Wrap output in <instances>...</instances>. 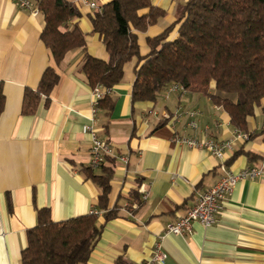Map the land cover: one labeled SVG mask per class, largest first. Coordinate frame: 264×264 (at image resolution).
Here are the masks:
<instances>
[{"label": "crops", "instance_id": "crops-1", "mask_svg": "<svg viewBox=\"0 0 264 264\" xmlns=\"http://www.w3.org/2000/svg\"><path fill=\"white\" fill-rule=\"evenodd\" d=\"M36 7L37 0H29ZM80 12L68 27L84 34L86 52L108 61L98 34L92 31L94 12L111 0H67ZM187 0H150L163 15L144 32L133 31L139 53L149 52L147 40L176 22ZM142 11L140 13H144ZM44 27L40 12L19 8L13 0H0V264H21L26 233L47 209L54 222L98 211L100 236L86 264L151 263L156 244L165 255L162 264H264V176L240 181L221 204L209 227L192 224L182 237L165 235L170 223L184 216L199 195L219 179L220 160L203 150L175 142L194 136L228 141L237 130L226 112L208 96L159 93L155 102H131L134 81L132 60L124 65L122 80L92 117V88L80 71L83 51L67 52L55 64L40 40ZM62 30H64L62 28ZM174 29L170 38L175 37ZM51 67L58 80L48 100L42 98L32 114H22L23 94L36 90L44 70ZM213 87V85H212ZM261 107L247 119V141H233L224 161L233 171L264 163V127ZM193 113V115H191ZM167 115V118L164 116ZM194 122L195 129L189 124ZM91 126L108 142L115 158L91 168ZM126 156L127 162L117 159ZM91 168L90 174L84 169ZM111 170L105 220L99 208L101 190L91 176ZM146 198H143V193Z\"/></svg>", "mask_w": 264, "mask_h": 264}, {"label": "trees", "instance_id": "trees-1", "mask_svg": "<svg viewBox=\"0 0 264 264\" xmlns=\"http://www.w3.org/2000/svg\"><path fill=\"white\" fill-rule=\"evenodd\" d=\"M36 7L44 21L40 40L54 63L59 64L69 51L82 50L80 71L92 89L99 86L111 92L123 78L124 65L135 60L132 103L155 102L159 93L176 84L186 92L208 96L240 132L247 131V119L261 107L264 0H187L176 22L147 40L149 52L145 56L139 53L133 31L144 32L163 12L150 0H111L91 18L92 31L98 34L108 54L107 62L91 57L85 49L84 34L76 25L68 27L80 17L73 3L37 0ZM174 29L176 35L171 39ZM57 80L55 70L46 68L36 90L24 91L22 114L34 113L42 98L47 101ZM109 99L110 93L99 101L98 108L103 102L110 105ZM3 104L0 90V114ZM261 112L264 122V108ZM259 135L264 138V127ZM84 171L90 174L92 169ZM91 178L101 190L99 208L104 211L105 220H109L115 216L107 210L111 170L106 168L101 176ZM100 229L93 214L54 222L47 209L39 210L36 225L26 233L21 264H86ZM114 264L128 263L118 258Z\"/></svg>", "mask_w": 264, "mask_h": 264}, {"label": "built area", "instance_id": "built-area-1", "mask_svg": "<svg viewBox=\"0 0 264 264\" xmlns=\"http://www.w3.org/2000/svg\"><path fill=\"white\" fill-rule=\"evenodd\" d=\"M13 1L19 8L28 9L34 15L39 12L37 7H33L29 0ZM82 3L88 5L90 8H96L95 3L93 2L82 0ZM183 91L182 87L176 84L170 85L166 88L167 93H177ZM109 93L110 91L99 86L92 89V117H95L97 114L99 101ZM191 115H193V113ZM164 118H167V115H165ZM189 126L191 129L196 128V124L194 122H190ZM82 133L90 137L91 147L89 155L91 168H98L105 161H107V159L115 158L111 145L100 139L91 126H84L82 128ZM248 139L249 136L246 133L238 130L233 133L232 139L228 141H215L209 138H197L194 136H182L175 139V142L180 145L206 151L213 157L220 160V164L218 166L220 176L218 181L211 188L199 195L196 203L186 212L184 216L166 226L164 236L172 235L182 237L189 234L192 230L193 223H199L204 227L211 226L215 222L216 214L221 209L222 201L233 192L235 186L240 181L253 180L264 176V163L258 166L246 167L238 172H233L224 161L225 152L232 150L233 141H247ZM117 159L123 163L127 162L126 156L121 155L118 156ZM142 193L143 198H146V194L144 192ZM89 214L99 216L100 212L94 210L90 211ZM164 258L165 255L160 244H156L151 258V263L162 264Z\"/></svg>", "mask_w": 264, "mask_h": 264}]
</instances>
